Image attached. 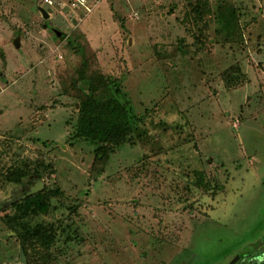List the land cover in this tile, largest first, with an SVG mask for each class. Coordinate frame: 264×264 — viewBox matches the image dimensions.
I'll use <instances>...</instances> for the list:
<instances>
[{
  "label": "rangeland",
  "instance_id": "1",
  "mask_svg": "<svg viewBox=\"0 0 264 264\" xmlns=\"http://www.w3.org/2000/svg\"><path fill=\"white\" fill-rule=\"evenodd\" d=\"M80 1L0 0V172L44 155L63 192L0 210V264H22L7 221L55 227L49 264L226 263L264 235V0ZM108 76L140 122L92 178L78 104Z\"/></svg>",
  "mask_w": 264,
  "mask_h": 264
},
{
  "label": "trees",
  "instance_id": "2",
  "mask_svg": "<svg viewBox=\"0 0 264 264\" xmlns=\"http://www.w3.org/2000/svg\"><path fill=\"white\" fill-rule=\"evenodd\" d=\"M199 9V8H198ZM193 12V11H192ZM194 13L201 14L197 9ZM99 79H101L99 81ZM93 82L87 95L78 104V122L74 138L85 141L95 147L94 162L90 169L92 178L103 174L114 155L126 144L136 145V126L139 124L130 112V104H123L117 97H101V89L110 91L115 86L116 92L121 93L119 87L121 79L115 77H99ZM52 174V166L47 164L45 156L36 160H20L16 165L5 172H0V186L12 185L16 189L13 196L26 193L36 178L42 179L45 175ZM207 188V184L202 186ZM218 188V187H217ZM218 190V189H217ZM217 194V193H216ZM63 195L57 187L46 185L44 190L34 196L27 197L12 207L25 206L29 211L34 210L42 215H48L53 207L52 200ZM6 209L2 211L6 212ZM12 234L19 241L27 261L32 264H49L52 261L51 249L57 240L55 227L37 226L33 230L20 231L6 222Z\"/></svg>",
  "mask_w": 264,
  "mask_h": 264
},
{
  "label": "flooded vegetation",
  "instance_id": "3",
  "mask_svg": "<svg viewBox=\"0 0 264 264\" xmlns=\"http://www.w3.org/2000/svg\"><path fill=\"white\" fill-rule=\"evenodd\" d=\"M49 19L43 18L42 28L57 37L58 30L49 23ZM254 244V242L242 243L238 251L224 264H264V243L255 246Z\"/></svg>",
  "mask_w": 264,
  "mask_h": 264
},
{
  "label": "water",
  "instance_id": "4",
  "mask_svg": "<svg viewBox=\"0 0 264 264\" xmlns=\"http://www.w3.org/2000/svg\"><path fill=\"white\" fill-rule=\"evenodd\" d=\"M39 11L45 20H48L50 18L49 13H47V11L45 9L39 8ZM57 36L60 37V33H57ZM15 45H17L18 48L20 47V43L18 40L15 41ZM44 188H45V184L42 182V180L40 178H36L35 183L31 187H29V189L26 191V193L17 195L13 199L9 200L6 204L1 205L0 210L5 209L7 207H10V206H12L18 202H21V201L25 200L27 197H31V196L36 195V194L42 192L44 190ZM262 243H264V235L261 237V239H259L254 244V246L260 245ZM20 260H21L22 264H26V257H25L24 251L22 249H21V259Z\"/></svg>",
  "mask_w": 264,
  "mask_h": 264
},
{
  "label": "built area",
  "instance_id": "5",
  "mask_svg": "<svg viewBox=\"0 0 264 264\" xmlns=\"http://www.w3.org/2000/svg\"><path fill=\"white\" fill-rule=\"evenodd\" d=\"M44 2L46 3V4H48V5H53V0H44ZM77 2H79V4H80V6L82 7H84L85 5H84V3L82 2V1H80V0H77Z\"/></svg>",
  "mask_w": 264,
  "mask_h": 264
},
{
  "label": "crops",
  "instance_id": "6",
  "mask_svg": "<svg viewBox=\"0 0 264 264\" xmlns=\"http://www.w3.org/2000/svg\"><path fill=\"white\" fill-rule=\"evenodd\" d=\"M58 33H60V37H61V35H62V33L61 32H59L58 31ZM58 37V36H57ZM7 73V72H6ZM5 72H1L0 73V76L2 77V78H4V79H6L7 78V74H6ZM7 85H9V82H7ZM3 114V113H2ZM0 132H1V129H0ZM2 133V132H1Z\"/></svg>",
  "mask_w": 264,
  "mask_h": 264
}]
</instances>
